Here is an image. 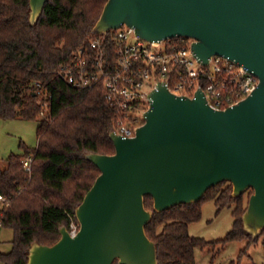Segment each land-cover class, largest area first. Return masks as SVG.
I'll return each mask as SVG.
<instances>
[{
  "label": "water",
  "instance_id": "obj_1",
  "mask_svg": "<svg viewBox=\"0 0 264 264\" xmlns=\"http://www.w3.org/2000/svg\"><path fill=\"white\" fill-rule=\"evenodd\" d=\"M46 1L29 0L32 24ZM122 25L150 42L192 38L202 64L222 55L259 82L224 109H213L203 90L189 97L158 82L135 135L112 130L114 153L86 155L100 173L75 209L77 234L63 226L55 243L34 241L26 264H158L145 230L154 211L196 202L222 181L232 184V196L252 189L243 229L252 238L264 229V0H107L92 33Z\"/></svg>",
  "mask_w": 264,
  "mask_h": 264
},
{
  "label": "trees",
  "instance_id": "obj_2",
  "mask_svg": "<svg viewBox=\"0 0 264 264\" xmlns=\"http://www.w3.org/2000/svg\"><path fill=\"white\" fill-rule=\"evenodd\" d=\"M106 1L47 0L32 24L29 0H0V119L39 120L37 145H22L20 154H10L5 164L0 161V193L11 198L4 227L13 230L10 250L0 251L4 264H26L34 241L51 245L59 239L60 228H68L100 173L86 155L114 153L109 133L115 128L116 113L105 99L102 82L89 89L76 88L56 72L88 44ZM105 38L111 53L112 32ZM37 84L42 94L37 93ZM29 154L34 156L30 175L22 163ZM204 200H213L218 211L233 204V225L224 237L206 240L190 235L188 226L200 219ZM144 205L153 209L150 195L144 197ZM245 209L244 193L232 196V184L222 181L196 202L154 211L145 230L155 242L158 264H196V247L258 240L264 229L256 238L243 229Z\"/></svg>",
  "mask_w": 264,
  "mask_h": 264
},
{
  "label": "built area",
  "instance_id": "obj_3",
  "mask_svg": "<svg viewBox=\"0 0 264 264\" xmlns=\"http://www.w3.org/2000/svg\"><path fill=\"white\" fill-rule=\"evenodd\" d=\"M108 32H112L114 43L111 53L106 34H94L88 44L73 53L71 60L61 64L56 72L76 88L89 89L101 81L105 99L116 113L113 131L124 138L134 136L136 128L143 124V114L150 105L149 93L158 82L165 83L175 94L189 97L203 90L213 109L237 104L259 82L243 65L222 55H212L207 64H202L192 51L193 39L189 37L150 42L137 36L127 25ZM162 43L163 47L156 49ZM151 77L154 83L150 82ZM37 87V93L42 94L41 85ZM42 106L47 107L48 101L43 100ZM33 158L29 154L22 159L28 175L32 172ZM10 204L11 198L0 193V233L4 227V213ZM79 227L74 215L68 231L74 236Z\"/></svg>",
  "mask_w": 264,
  "mask_h": 264
},
{
  "label": "rangeland",
  "instance_id": "obj_4",
  "mask_svg": "<svg viewBox=\"0 0 264 264\" xmlns=\"http://www.w3.org/2000/svg\"><path fill=\"white\" fill-rule=\"evenodd\" d=\"M164 43L156 49H161ZM154 83V77L150 78ZM39 120H27L20 117L13 119H0V161L5 164L7 157L12 154H20L22 145H37V126ZM246 206L249 195L247 190L243 192ZM231 203L220 211L213 200H204L201 203V217L191 222L188 226L190 235L202 237L206 240L222 238L232 228L233 210ZM13 230L3 227L0 233V251H8L11 248ZM196 264H230L232 261L240 264H264V235L253 241L243 240L229 241L225 245H217L202 249L195 248ZM0 264H4L0 262Z\"/></svg>",
  "mask_w": 264,
  "mask_h": 264
}]
</instances>
